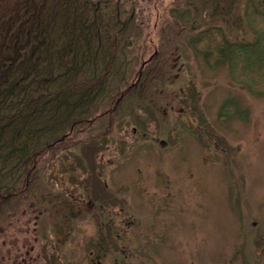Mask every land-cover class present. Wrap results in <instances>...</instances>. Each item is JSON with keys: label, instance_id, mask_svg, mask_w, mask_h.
<instances>
[{"label": "rangeland", "instance_id": "374dc122", "mask_svg": "<svg viewBox=\"0 0 264 264\" xmlns=\"http://www.w3.org/2000/svg\"><path fill=\"white\" fill-rule=\"evenodd\" d=\"M71 1L77 2L36 0L35 18L17 22L2 39L15 47L18 41L25 44L19 50L21 59L33 57L41 37L35 21L63 17ZM252 1L264 11V0ZM83 2L88 20L93 14L99 20L96 40L89 36L91 46L95 41L99 67L81 61L78 45L61 63L53 61L55 57L50 63L42 59L38 74L32 71L19 84L25 85L24 97L18 95V86L0 104L8 110V104L18 106L20 100L39 96L42 79L48 93L56 94L55 85L61 87L65 81V76L59 77L62 66L73 72L63 86L68 97L56 95L59 100L42 106L47 100L43 97L32 110L18 112L37 111V132L31 140L24 139L25 132L15 137L7 130L3 135L8 144L0 147V160H17L19 155L74 160L68 166L72 172L77 170L75 160H86L90 170L85 173L101 172L98 188L104 211L95 219L89 215L80 220L60 263L264 264V92L235 80L229 62H207L190 42L208 27H221L231 41H254L256 33L245 17L249 0H225L221 6L208 0L207 4L203 0ZM186 9L189 17L183 20L179 12ZM174 10L178 12L173 14ZM64 24L57 30L65 29ZM29 25L30 34L13 35ZM64 35L59 34L58 44L54 40L50 44L53 50L59 45L60 54L69 40ZM9 52L13 54L11 48ZM152 54V62L142 67V60ZM93 76L102 77L98 94L73 106L63 118V103L78 99L80 84L96 80ZM132 82L135 85L118 98L115 92ZM103 104L113 109L104 124L95 123L86 141L78 144L75 138L64 148L46 147L51 138L69 129L81 111L94 116ZM2 109L0 124H7L13 113ZM19 120L21 128L29 117ZM91 249L100 253L96 261Z\"/></svg>", "mask_w": 264, "mask_h": 264}, {"label": "flooded vegetation", "instance_id": "af4514ba", "mask_svg": "<svg viewBox=\"0 0 264 264\" xmlns=\"http://www.w3.org/2000/svg\"><path fill=\"white\" fill-rule=\"evenodd\" d=\"M1 1L3 0H0V4ZM15 1L17 3L19 0ZM157 52L156 50L154 53ZM153 58L152 54L142 60L141 66H147ZM98 63L97 54L93 62L95 68L99 67ZM143 71L140 70L139 78L143 76ZM95 79L90 83L83 81L80 84L77 101L63 103V118L67 117L65 112L70 114L73 111V106L78 107L86 98L89 100L98 94L102 77ZM133 85L135 82L128 84L121 93L116 91L118 98L123 97ZM48 101L50 100H46L45 104ZM106 107L103 104L94 116H84L81 111V116L72 122L69 129L51 138L46 147L53 150L64 148L74 144L75 138L78 144L83 143L86 141L85 135L97 121L108 119L107 113L113 108ZM17 116L29 117L28 130L25 129L28 125L26 121L17 130V134L19 137L25 132L24 139L31 140L37 132V111H31L28 115L19 113ZM133 131L137 132L136 126H133ZM25 143L22 142L24 145ZM19 156L17 160H0V264H61L64 259L63 250L67 249L68 244H72L70 242L73 241L75 228L80 220L89 215L95 219L100 210L104 211L102 208L105 200L100 202L98 188L101 172L85 173L90 170V166H86V160H75L77 170L72 172L68 166H73L74 160L73 163H65L64 160H36V155V158L33 155L26 158ZM106 193L108 195L107 189ZM95 252L91 249L89 253L96 261L100 258V253Z\"/></svg>", "mask_w": 264, "mask_h": 264}, {"label": "trees", "instance_id": "16d2710c", "mask_svg": "<svg viewBox=\"0 0 264 264\" xmlns=\"http://www.w3.org/2000/svg\"><path fill=\"white\" fill-rule=\"evenodd\" d=\"M11 2V5L9 2ZM214 2L216 6H221L225 0H208ZM232 1V0H231ZM227 0V2H231ZM205 4H207V0H203ZM35 3L36 0H19L17 3L15 0H3L0 4V104H3L8 96L14 94V91L18 89L19 84L23 80L29 79L32 71H35L38 74L40 68V61L46 60L47 63H50L53 57L56 62L61 63L60 59L64 57H68L69 55L73 54L75 51V47L78 46V57L81 61L93 62L96 60L97 53L95 52V41L94 45L91 46V40L89 39L93 37L94 40L96 36V32L98 31L99 20L96 18V14L92 20H88V8L86 9L87 5L85 6V2L77 0V2L71 1L65 8V11L68 14L63 15L59 19H55L56 17H52V19H46L35 21V25L38 23L39 30L37 36L39 39L35 42L34 48L32 49L33 57H23L21 59L20 56V49L25 44L17 42L16 47L15 44L12 45L5 43L2 39L4 36H9L7 31L13 30V26L22 19L30 20L35 18ZM13 4V5H12ZM231 4V3H229ZM12 9H10V6ZM4 6H7L6 9H3ZM2 10V12H1ZM223 9H221L222 12ZM95 10H93L94 12ZM177 10H174L172 13H177ZM190 11L186 9V11L179 12L181 18L186 20L189 17ZM19 13V15H18ZM223 13V12H222ZM245 17L250 24L253 31L256 33V39L251 42H239V41H231L227 38L224 30L221 27H208L207 29L201 30L197 33V36L191 38L190 42L193 46L196 47L197 50L201 51L204 55L207 62H211L212 64L219 62V61H227L229 62L230 66V74L231 76L242 83L249 85L253 90L258 92H264V11L259 9L254 1L249 0L246 11ZM32 24L34 21H31ZM63 22H65V29H59ZM29 25L26 30H22V28L17 30V33L13 35H18L20 32L26 31L27 33H31L32 29ZM37 26V27H38ZM56 27V28H55ZM97 27V28H96ZM51 31V32H50ZM55 31V32H54ZM64 31V32H63ZM76 32V33H75ZM50 33V34H49ZM65 34L64 38L69 39L68 42L65 44L67 46L62 54H60L59 45L53 50L51 45L53 40L55 43L58 44L57 40L59 34ZM56 35V36H55ZM36 36V35H35ZM36 36V37H37ZM48 37L51 38V42L48 41ZM82 38V41H78L75 39ZM89 39V40H88ZM98 39V38H97ZM10 48L12 50V55L9 54ZM56 51V52H55ZM9 52V53H8ZM36 53V57L34 54ZM39 53H42L39 58ZM39 58V59H38ZM98 60V58H97ZM66 65L62 66L63 72H60V76L64 77V83L62 86H56L59 90L56 91V94L50 95L48 92L47 85H44V80H40L42 84V88L44 90H40L39 88L37 92H41L39 96L34 98L28 97L27 101H23L18 106H16L15 102L13 104H8L9 106L7 109L4 110L2 108V112L10 111L13 114V117L7 120V124H0V147L6 146L8 144V140L6 141L3 138V134L8 130L11 131V136H18L17 130L19 129V123L14 124L15 120L22 119V116L19 115L18 112H24L29 107H33L34 105L40 103L41 98L45 97L48 101L46 104H51L55 101L54 96H60L59 99L66 96L68 97L67 90L64 85H67L69 79L72 76V70L65 69ZM70 66V65H67ZM64 67V69H63ZM69 77V78H68ZM34 78V77H32ZM53 78V73L50 74L48 77H45L46 81H50ZM74 78V77H73ZM49 83V82H48ZM50 84V83H49ZM29 85V83H27ZM21 86H25L21 84ZM19 86V94L24 97L23 92L21 93L22 87ZM57 99V100H59ZM46 101L41 104L42 106L45 104ZM31 107V110H32ZM41 108V106H39ZM36 108V110H40V108ZM29 113V112H28ZM27 113V115H28ZM28 118V116H26ZM29 124V120L27 121ZM2 123V120L0 121ZM17 124H19L17 126ZM16 126V128H15ZM5 141V142H4Z\"/></svg>", "mask_w": 264, "mask_h": 264}]
</instances>
